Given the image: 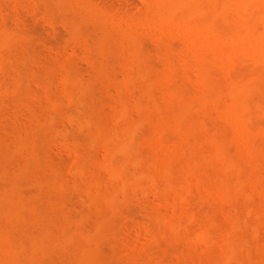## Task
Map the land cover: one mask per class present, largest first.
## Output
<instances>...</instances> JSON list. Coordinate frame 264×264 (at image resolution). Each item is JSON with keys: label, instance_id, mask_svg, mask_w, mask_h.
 Wrapping results in <instances>:
<instances>
[{"label": "rangeland", "instance_id": "obj_1", "mask_svg": "<svg viewBox=\"0 0 264 264\" xmlns=\"http://www.w3.org/2000/svg\"><path fill=\"white\" fill-rule=\"evenodd\" d=\"M149 1L0 0V264H221L227 249L224 241L228 236H223L226 233L232 234L230 240L234 238L232 244L230 240L227 244L235 252L229 253V259L235 257L228 259V264H264V63H257L258 59L255 62L252 56H246L251 62L239 56L242 60L225 59L231 63H220L218 67L219 61L212 58L213 62L206 61L202 66L205 75L200 76L204 69L186 75L182 70L192 61L180 70L181 66L176 65L179 59L173 62L172 51H188L187 59H196L195 66L201 67L197 63L208 59L204 57L210 54L205 46L213 40L215 28L222 31L220 34L229 32L222 36L217 32L218 40L225 43L223 38L239 30L241 24L234 21L235 11L230 2L231 9L222 4L221 11L220 1L226 0H213L208 3L211 6L207 2L203 6L202 2L207 14L204 11L201 17L194 18L187 15L185 22L186 14L182 13L180 32V26L167 28L152 18ZM257 1L254 4L262 6L263 13L262 7H251L264 17V0ZM214 3L218 4L216 8ZM256 12L246 15L255 25L246 21L245 26L249 29L251 24L255 35L260 36L264 18L259 16L262 20L253 22ZM202 16L209 18L204 20ZM200 18L206 25L200 23ZM190 19H195L190 25L195 21L198 24L186 25L187 28L185 24ZM204 26L210 31L203 30ZM173 28L178 31L175 33ZM201 28L198 34L204 36L195 34ZM109 30H119L122 40H116L118 33ZM8 31H13V38ZM108 31L116 37L106 36ZM191 31L197 35L196 40ZM208 32L213 35L206 37ZM123 34L131 41L123 40ZM7 38L10 42L13 39L9 46ZM204 38L208 43L201 56L204 47L200 42ZM187 40L194 45L200 41L195 45L200 48L196 56L188 50L194 45ZM218 40L214 36L215 44L221 43ZM169 53L170 62L166 58ZM166 69L171 74L167 75ZM194 74L197 79L204 77L209 84L206 87H211L210 91L204 88L205 95L197 93L199 102L195 92L202 82L196 81ZM226 74L232 82L233 78L251 76L246 85L250 88L252 81L257 85L238 105L243 124L237 113L235 120L225 110L230 104L226 94L229 89L225 91L230 84L224 82ZM171 75L179 81L175 83L178 88L182 83L186 88L177 92L178 102L173 98L179 89L174 93L163 82L171 81ZM167 81L168 87L174 85ZM160 85L164 86L162 90ZM169 90L172 94L166 102ZM184 90H195L192 95L187 93L197 99H189L186 107L179 102L185 98ZM175 103L181 105L180 109L184 107L182 113L178 112L181 117L176 114ZM243 103L247 108L241 114ZM174 113L180 125H186H179L181 130L193 128L191 134L185 133L187 137L174 123ZM198 125L209 131L207 138L198 134ZM124 130L127 134L122 133ZM108 132L129 137L127 142L122 137L123 146L114 147L116 153ZM193 133L201 137L194 139ZM190 136L192 141L187 139ZM168 146L175 154L181 151L177 154L180 158L174 156L181 163L175 158L178 163L173 160L171 169L168 166L172 160H166L169 165L164 161L170 152L164 155L156 150H170ZM184 151H189L188 158ZM112 153L115 157L109 158ZM209 153L213 155L211 162ZM158 155L164 158L159 160L167 166L165 170H159L162 163L159 167ZM183 155L184 159H196L193 164L187 160L191 167L182 160ZM107 158L113 168L106 163ZM229 163L238 167L236 173L228 169ZM187 167L191 168L188 172L184 170ZM219 181L226 183L220 185ZM218 185L223 187L220 191L224 195ZM234 185L239 189H229ZM174 209L179 212L174 213Z\"/></svg>", "mask_w": 264, "mask_h": 264}, {"label": "bare ground", "instance_id": "obj_2", "mask_svg": "<svg viewBox=\"0 0 264 264\" xmlns=\"http://www.w3.org/2000/svg\"><path fill=\"white\" fill-rule=\"evenodd\" d=\"M150 1L152 2V0H150ZM150 1H149V2H150ZM212 1H213V0H155L154 3L152 2V5H153V6L151 5V2L148 3V8H149V9L151 8L150 11H153V17H152V18H154L155 20L159 21L160 23L165 24L167 28H172V27H176V26H180V25H181V24L178 25V23L182 20V18L180 19V17H181L180 15H181L182 13H183V15L186 14L185 16H183V20H184L185 22H186L185 17H186L187 15L192 16L191 18H194L195 15H196V16L199 15V16L201 17L200 14L203 13V12L205 11V10L202 9V8H204V7H202L203 3H204V2H207V3H206V5H207L208 3H211ZM223 1H224V0H223ZM249 1H250V0H229V1L226 0V1H224V2L220 1V2H221V11H222V4L224 5L223 7L226 6V7L228 8V7H229L228 3L230 2V6H231V8L235 11V13H233V14H234V18L236 17V19H235L234 21H235L236 23H238V24H241V25H239V27L237 28L236 26H238V24L235 23L236 26H235V25H234V26H235L237 29H239V30H236V31L233 30L234 33L232 32V34H231L230 36H228L227 39H226V38H223L224 40H226V43H225L224 40H223L224 42H222V41H221L222 39H220V41H219L218 38H219L220 36H222V34L225 35V33L228 34L229 32H224V31H223V33L220 34L222 31L220 30V32H219V29L217 30V28H215V27H213V28H215L216 31L219 32L220 36L217 35V34H218L217 32H216V33H213V34H214V36L217 38V40H218L219 42H221V43H216V44H215V42H213V41H214V36H212V35H213L212 32H210V33L208 32V33H209V36H208V33H207V35H206V37H211V36L213 37V40H210L211 43H209V44H212L211 46H210L209 44H207L208 42H207V40H206L205 38L202 39V41L204 42V40H206V41H205L206 43H203L202 41H201V42H200V41H196L197 43L200 42V44H203V45H202L203 47L207 44L205 47L207 48L208 52L211 54V55H210V54L207 52V55L209 54V56H212V57H211V60H210V57H209V56H204L205 58H208V59L203 60L202 62H199V61H201V60L199 59V61H198L199 63H197V65H198V64H201V67H199V65H198L197 67L195 66V65H196V62H195V61H197L196 59H195V61H194L193 59H189V58H188L189 60L187 59V57H188L187 52H188V51H186V52H183V51H174V52H173L172 50L169 51L170 53H171V51H172L171 54H174V53H175L174 55H177V56H174V55H173L172 57L174 58V59H173V62H174L175 64L178 63V59H179V63L181 62L180 64H179V63L176 64V65H180V66H181V67H180V68H181L180 70H182V66H185L188 62L192 61V62H190V63H192V64L188 63V64H190L191 66H189V65L187 64V65L185 66L186 68H185L184 70H182V72H184V73L187 75V73H188L189 71L195 70V71L192 72V73L189 72V74L193 75V73H195L196 71L198 72V70L200 71V69H204V71L200 74V76H201V75H205V68H202V66H203V67L206 66V65H203L204 62H205V64H206V61L209 62V63L213 62V61H212V58H214L216 61H219V62H218V63H219V66H218V67H220V63H221V64H224V65H225V64L227 65V64L231 63V62H227V61H226V60H228V59H236V60H234V61L242 60V59H240L241 56H242V58L246 59L247 61H250V60H249V58L246 57V56H252V57H255V58H254V59H255V62H256V60L258 59L257 63L260 62V61H261V63H264V31H263V30L261 31V33H262V32H263V33H262L260 36H258V35L256 36L255 34H256L257 32L255 31L254 28H252V25H255V24L251 23L252 20H251V22L248 21V20H250L251 18H250L249 16H248V17L246 16V15H248V13L251 14V12H252V13H253V12H256V11H257L260 7H262V6H260L259 4H257V6H256V4H254L255 0H254V2H253L252 0H251L250 2H249ZM256 1H257V0H256ZM262 1H263V0H259V1H257V2L260 3V2H262ZM202 2H203V3H202ZM214 2H215V0H214ZM217 2H219V1H216L215 3H217ZM251 2H253V3H251ZM257 2H256V3H257ZM215 3H214V5H215ZM225 3H226L227 5H226ZM250 3H251V4H250ZM263 3H264V2H262L261 5H263ZM149 4H150L151 7H149ZM253 4H254V5H253ZM208 5H210V4H208ZM211 5H212V4H211ZM211 5H210V6H211ZM214 5H213V6H214ZM217 5H218V4H216L214 8H216ZM258 5H259V6H258ZM203 6H205V3H204ZM210 6H209V8H210ZM248 6H250V8H252V11H251V9H250ZM251 6H253V7L256 6L255 8H257V10L255 11V10L253 9V7H251ZM152 8H154V10H153ZM205 8H206V7H205ZM207 8H208V6H207ZM209 8H208V9H209ZM227 8L223 9V11L226 10ZM229 8H230V7H229ZM231 8H230V9H231ZM248 8H249L250 10H249ZM206 10H207V9H206ZM209 10H210V9H209ZM209 10H208V11H209ZM212 10H213V9H212ZM215 10H216V9H215ZM253 10H254V11H253ZM259 10H260V9H259ZM261 10H262L261 12L263 13V7L261 8ZM150 11L148 10V12H150ZM178 11H180V12H178ZM213 11H214V10H213ZM250 11H251V12H250ZM148 12H147V15H146V16H147V19H149V18H148V16H149ZM176 12H177V15L179 14V17H178V16H177V17L175 16V15H176ZM205 12H206L205 14H207V11H205ZM210 12H211V11H210ZM208 13H209V12H208ZM227 13H229V12L226 10V14H225V15H227ZM256 13L259 14V11H257ZM256 13H255V16H253V18H254L253 22H257L258 18H260V20H262L261 17H263V16H261L260 14L258 15V14H256ZM205 14H204V15H205ZM209 14H210V13H209ZM218 15H219V14H218ZM252 15H253V14H252ZM256 15H257V16H256ZM123 16H124V15H123ZM129 16H130V15H128V17H129ZM139 16H140V15H139ZM245 16H246V17H245ZM259 16H261V17H259ZM202 17H203V16H202ZM206 17H208V16H206ZM206 17H203V19L205 18L204 20H207ZM208 18H209V17H208ZM218 18H219V17H218ZM245 18H246V20H245ZM253 18H252V19H253ZM256 18H257V19H256ZM263 18H264V17H263ZM102 19H103V18H102ZM106 19H107V18H106ZM186 19L188 20V16L186 17ZM197 19H198V18H197ZM108 20H111V19H108ZM150 20L153 21V19H151V18H150ZM193 20H195V19H193ZM193 20L190 19L189 22H187V24H185V26H186V25L189 26V25H190L189 23H190L191 21H193ZM200 20H202V19L200 18ZM200 20H199V21H200ZM215 20H216V19H215ZM244 20H245V21H244ZM246 21H248V22H250V23L252 24V25L250 24L249 29L245 26V24L248 25ZM263 21H264V19H263L261 22H263ZM201 22L203 23V20L200 21V23H201ZM206 22H207V24H209V21H206ZM243 22H245V23H243ZM261 22H260V24H261ZM154 23H155V22H154ZM191 23H192V22H191ZM204 23H205V21H204ZM204 23H203V24H204ZM196 24H198V21H195V25H196ZM257 24H258V23H257ZM262 24H263V26H264V22H263ZM262 24H261V26H262ZM191 25H192V24H191ZM191 25H190V26H191ZM195 25H192V26L194 27ZM200 25H201V24H200ZM205 25H206V23H205ZM218 25H219V24H218ZM242 25H243V27H242ZM125 26H126V25H125ZM209 26H210V25H209ZM220 26H221V25H220ZM240 26L242 27V29H240V28H241ZM115 27H116V26H115ZM163 27H165V26H163ZM186 27H187V26H186ZM198 27H202V26H199V25H198ZM218 27H219V26H218ZM160 28H161V27H160ZM182 28H183V24H182ZM182 28H181V26H180V32H181ZM187 28H188V27H187ZM208 28H209L208 26H207V28H206V26H204L203 30H204V29H205V30H206V29L209 30ZM162 29H163V28H162ZM173 29L176 30V29H179V28L177 27L176 29H175V28H173ZM252 29H253V30H252ZM143 30H144V29H143ZM152 30H153V29H152ZM159 30H160V29H159ZM159 30H158V31H159ZM167 30H168V29H167ZM190 30H191V27H190ZM195 30H196V29H195ZM1 31H2V30H1ZM1 31H0V32H1ZM104 31H105V30H104ZM109 31H110V33H118V34H116L117 37L115 36V37H116V38H115V37H114V34L111 36L110 33H109ZM109 31H108V33L106 32V33L108 34V35L106 34V36H109V37L111 36V37L115 38L116 40H117V38H118V40L120 39V41L122 40V39H121L122 34L120 33L119 30H118V31L115 30L116 32H115L114 30H109ZM112 31H113V32H112ZM163 31H165V29H164ZM177 31H178V30H176L175 33H176ZM196 31H198V30H196ZM200 31H202V28L199 30V32H197V33L195 32V34L200 33ZM209 31H210V30H209ZM212 31H214V29H212ZM254 31H255V32H254ZM9 32H10L11 34L13 33V31H8V35H10ZM166 32H168V31H166ZM180 32H179V33H180ZM203 32H204V31H203ZM191 33H192V31H191ZM0 34H1V33H0ZM104 34H105V32H104ZM8 35H7V32H6V36H7V37H8ZM181 35H182V34H181ZM191 35H194V34L192 33ZM198 35H199V34H198ZM210 35H211V36H210ZM11 36H12V38H13V37H14V34L10 35V37H11ZM124 36H125V35L123 34V40H124V39H125V40H129V39H127V38H124ZM184 36H186V32H185ZM189 36H190V35H189ZM195 36L197 37V35H194V37H195ZM199 36H204V34L202 33V35H199ZM199 36H198L197 40H200V39H199ZM0 37H1V38H0V41H2V40H1V39H2V35H0ZM119 37H120V38H119ZM125 37H126V36H125ZM190 37H191L190 39L192 40V36H190ZM196 37L194 38L195 40H196ZM12 38H11V39H12ZM106 38H108V37H106ZM129 38H130V37H129ZM135 38H137V37H135ZM7 39H8V40H7V41H8V45H7V46H9V44L12 42L13 39L11 40V42L9 41L10 38H7ZM163 39H164V38H163ZM186 39H187V37H186ZM186 39H185V40H186ZM190 39H189V40H190ZM209 39H210V38H209ZM227 40H228V43H227ZM129 41H131V38H130ZM165 41H166V40H165ZM187 41H188V40H187ZM187 41H186V42H187ZM218 41H217V42H218ZM125 42H127V41H125ZM188 42L190 43V41H188ZM188 42H187V43H188ZM194 42H195V41H194ZM192 43H193V42H192ZM197 43H195V45H196ZM213 43H214V44H213ZM3 44H5V43H3ZM190 44H191V43H190ZM217 44H218V45H217ZM5 45H6V44H5ZM188 45H189V44H188ZM191 45H194V44H191ZM191 45H190V47H191ZM195 45H194L193 48H191V49H188V48H187L189 51L192 50V51L195 52V53H193V56H194V55L196 56L197 53H198V51L200 50V48L196 47ZM7 46H6V47H7ZM10 46H11V45H10ZM181 46H182V45H181ZM197 46H198V45H197ZM207 46H210V47H207ZM6 47H4V48H6ZM184 47H185V45H184ZM205 47H204V49L202 50V53L200 54L201 56L204 55V54H203V51H204V53H206V52H205ZM7 48H8V47H7ZM182 49H183V48H182ZM182 49H180V50H182ZM183 50L185 51V49H183ZM142 51H143V50H142ZM177 52H178V53H177ZM180 52H181V54H180ZM182 52H183V53H182ZM3 53H4V52H3ZM170 53H169V56H168V57H167L168 54H166V58H167V59L171 57V54H170ZM184 53H185V54H184ZM188 53H189V52H188ZM139 54H140V53H139ZM179 54H180V55H179ZM183 54H184V56H183ZM178 55H179V56H178ZM181 55H182L183 57H185V58L183 59V57H181ZM185 55H186V56H185ZM201 56H200V58H201ZM239 56H240V57H239ZM133 57H134V56H133ZM138 57H139V56H138ZM176 57H177V59H176ZM234 57H235V58H234ZM238 57H239V59H238ZM139 58H140V57H139ZM139 58H137V61H138ZM181 58H182L183 60L186 61L185 64H184V62L181 61V60H182ZM247 58H248V59H247ZM26 59H27V58H26ZM175 59H176V60H175ZM225 59H226V60H225ZM244 59H243V60H244ZM254 59H253V60H254ZM208 60H209V61H208ZM221 60H223V62H221ZM133 61H134V60H133ZM168 61L170 62L171 59H170V60L168 59ZM175 61H177V62H175ZM193 61H194V62H193ZM224 61H226L227 63H226V62L224 63ZM228 61H229V60H228ZM262 61H263V62H262ZM30 62H31V61H30ZM240 62H241V61H240ZM250 62H251V61H250ZM182 63H183V65H181ZM194 63H195V64H194ZM218 63H217V65H218ZM253 63H254V61H253ZM261 63H260V64H261ZM170 64H171V66H170V68H171L173 64H172V62H171ZM149 65H150V64H149ZM193 65H194V66H193ZM217 65H216V66H217ZM224 65H223V67H224ZM242 65H243V64H242ZM263 65H264V64H263ZM150 66H151V65H150ZM187 66H189V67H187ZM192 66H193L194 68H193ZM140 67L142 68L143 66L140 65ZM190 67H192L191 70H188V71H187V69H188V68L190 69ZM223 67H222V69H223ZM263 67H264V66H263ZM134 68H135V67H134ZM197 68H198V69H197ZM224 68H225V67H224ZM135 69H136V68H135ZM138 69H140V68H138ZM138 69H137V70H138ZM196 69H197V70H196ZM225 69H226V68H225ZM225 69H223V74L225 73V72H224ZM137 70H136V72H137ZM168 70H170V69H166V72H167ZM263 70H264V69H263ZM258 71H259V70H258ZM151 72H152V68H151ZM166 72H165V74H166ZM170 72H171V71H170ZM170 72H167V75H168V73H170ZM186 72H187V73H186ZM144 73H145V71H144ZM263 73H264V72H262V75L264 76ZM170 74H171V73H170ZM170 74H169V75H170ZM189 74H188V75H189ZM196 75H197V74H196ZM260 75H261V74H260ZM262 75H261V76H262ZM173 76H175V75H173ZM194 76H195V74H194ZM198 76H199V75H197V77H198ZM200 76H199V77H200ZM224 76H225V79L228 78L227 74L224 75ZM226 76H227V77H226ZM252 76H253V75H252ZM263 76H262V78H264ZM131 77H132V76H131ZM150 77H151V76H150ZM150 77H149L148 79L151 80ZM165 77L167 78V76H165ZM170 77H171V79H172L171 81L168 79V81L165 80V81H163V82L166 84V85H165V86H166L165 88H168V89H170L172 92H174L173 90L176 89V88H178V84L176 85L175 83H177V82H179V81L176 82V80H175V79H176V76H175V79H173L172 75H171ZM170 77H169V78H170ZM199 77H198V78H199ZM229 77H230V76H229ZM244 77H245L246 79H245ZM244 77H242V78L238 77V79L233 78V79L235 80V81L233 80V82L230 81V78H228L227 80L224 81V82H227V81H228V83H230V84H228V86H230V88H229L228 86L225 87V91H226L227 89H229V91L227 90L228 92L226 91V94L229 93L228 95L231 97V100H230V97H229L228 95H226V96H228V97H227V101L229 100V101H228V104L230 103L231 105H230V104L227 105V108H228V106H229L230 108L227 109V108L225 107V110H226V111L229 110V111H228V114L230 115V118H233L234 116H235V117H234L235 120L238 119V118H240V119H238V120H240L242 124H243V120H244V117H243V114H242V113H243V110H245V108H247V104H245V103L247 102L246 99H244V100H245V103H243L244 105L242 104V106H241V107L243 108L242 111H241L242 116L239 115L240 111H239V108H238L239 106H238V105L242 103L243 98H245V97L247 96L248 92H250L251 89H256V88H257V87H256L257 85L254 86L253 81H252V83H250V85H251L250 88H251V89L249 88V86L246 85V83L249 82V79H252L253 77H251V76H244ZM193 78H196V76L193 77ZM203 78H204V77H203ZM203 78H201V79H197V78H196V79H197L196 81H198L199 83L202 82L201 84H203V85H202L203 92H202L201 87L199 86V85H201V84H199V85H198L199 89H198V90L196 89L197 92H195V90H192L191 92H190V90H187L188 93H191V95H192V92L194 91V92L196 93V94H195V97H197L198 94H199V92H200V94H201V95H200V94H199V95L202 96V94H203L204 92L206 93L207 90L211 89V87L209 88V86L206 87L208 83L206 82V80L204 81ZM205 78H206V77H205ZM239 78H240V80L242 79V81H240ZM248 78H249V79H248ZM66 79H67V78H66ZM164 79H165V78H164ZM144 80H145V79H144ZM159 80H160V79H159ZM199 80H200V81H199ZM236 80L239 81V82H236ZM64 81H65V80H64ZM166 81L169 82V84H170V82H171V85H172V82H173V83H174V85H172L173 88H172L171 86H170L171 88L168 87ZM203 81H204V82H203ZM148 82H149V84H150V81H148ZM254 82H255V80H254ZM261 82H262V81H261ZM164 83H162V81H161V84H164ZM180 83H182V82H180ZM255 83H256V82H255ZM197 84H198V83H197ZM259 84H260V83H259ZM208 85H209V84H208ZM175 86H177V87H175ZM179 86H180V87L178 88L179 90H177V89H176L177 91L175 90L176 93H177V92H180V90L183 91V88L186 89V88L184 87L183 83H182V84H179ZM225 86H226V83H225ZM252 86L255 87V88H252ZM181 87H183V88H181ZM161 88L163 89L164 86L161 87V85H160V88H159V89H161ZM204 88H205V89L207 88V90L204 91ZM208 88H209V89H208ZM148 89H149V87L147 86V90H148ZM162 89H161V90H162ZM168 89L165 90V91L168 92ZM200 89H201V91H199ZM150 90H151V89H150ZM161 90H159V94H160V91H161ZM170 90H169V93H167L168 95L165 96V97H168V98H169L168 101H166V102H169V100H170V96H171L170 94H172V93H170ZM248 90H249V91H248ZM163 91H164V90H163ZM163 91H162V92H163ZM165 91H164V92H165ZM184 91H185V90H184ZM187 91H185V92L187 93ZM209 91H210V90H209ZM164 92H163V93H164ZM185 92H184V93L182 92V93H183L182 96L186 98V97L189 95L190 97L188 96V97H187L188 99L186 98L187 101H184V100H186L185 98H184V99H181V98H180V99H179V100H180L179 102H181L180 104H182V105H184V106H185V105H186V106H189V105H190V103L188 104V100H189V99H190L189 102H193L194 100L197 101L198 97H197V99H194L195 97L192 98L190 94L187 93V95H186ZM194 92H193V93H194ZM174 93H175V92H174ZM197 93H198V94H197ZM205 93H204L203 95H205ZM246 93H247V94H246ZM147 94L149 95V92H147ZM164 94H165V93H164ZM178 94H179V93L175 94L176 98H175V96H174V98L172 97L175 101L178 100V97H179ZM244 94H245V96H244ZM148 95H147V96H148ZM169 95H170V96H169ZM149 96H150V95H149ZM160 96H161V95H160ZM226 96H225V97H226ZM151 97H152V96H151ZM161 97H162V96H161ZM163 97H164V96H163ZM163 97H162V98H163ZM202 98H204V96H203ZM247 98H249V96H247ZM149 99H150V97H149ZM192 99H193V101H192ZM250 99H251V98H250ZM150 100H152V99H150ZM155 100H156V99H155ZM199 100H200V99H198V102H199ZM175 101H172V102H175ZM227 101H226V102H227ZM151 102H152V104H153V100H152ZM156 102H157V101H156ZM164 102H165V101H164ZM166 102H165V104L167 105ZM172 102H170V103H172ZM177 102H178V101H177ZM184 102H185V103H184ZM162 103H163V102H162ZM170 103H169L168 105H171ZM183 103H184V104H183ZM196 103H197V102H196ZM157 104H158V102H157ZM175 104H176V106L178 107L177 110H176L177 113H176V112H175V113H176L177 115H179V113H178L179 110H182L184 107L182 106L183 108L181 107L182 109H180V106H181V105L179 104V106H178V103H175ZM187 104H188V105H187ZM226 104H227V103H226ZM249 105H250V104H249ZM186 106H185V107H186ZM215 106H216V105H215ZM220 106H221V105H220ZM222 106H223V105H222ZM225 106H226V105H225ZM223 107H224V106H223ZM139 108H140V107H139ZM237 108H238V110H237ZM261 108H262V107H261ZM225 110H223V114H224ZM236 111H238V112H236ZM182 112H183V110L181 111V113H182ZM246 112H247V111H246ZM175 113L173 114V115H174V116H173V117H174L173 119L176 120L174 123H176V125H177V127H178V126L180 125V122H179V119H178V118H175V115H176ZM181 113H180V115L182 116ZM235 113H237V115L240 116V117L236 118V114H235ZM247 113H248V112H247ZM180 115H179V116H180ZM229 115H228V116H229ZM244 115H245V114H244ZM181 116H180V117H181ZM165 118H166V120H167V119H169V120L171 119V120H172V118H170V117H165ZM165 118H164V122L166 121ZM177 119H178V120H177ZM180 119H181V118H180ZM242 119H243V120H242ZM177 121H178V122H177ZM183 123H184V122H183ZM162 124H163V122H162ZM235 124H236V123H235ZM237 124H238V123H237ZM174 125H175V124H174ZM182 125H183V124H181L180 126H182ZM200 125H202V124H200ZM200 125H198V128H199V129H200V127L202 128V126H203V125H202V126H200ZM165 126H166V125H165ZM184 126H186V125L184 124L183 127H184ZM199 126H200V127H199ZM183 127H182V128H183ZM237 127H239V125H238ZM178 128L180 129V127H178ZM192 129H193V128L189 129V131H187V130L185 131V130H184L185 132H184L183 130H181V129H180V130L183 132V134H184V136H185V135H186V134H185L186 132H187V135H188V133L191 134ZM194 129H196V128H194ZM199 129H196V130H199ZM205 129H207V128H205ZM237 129H238V128H237ZM126 130L128 131V129H126ZM126 130L122 131V133L125 132V133L127 134ZM196 130H195V131H196ZM202 130H203V129H200L199 131H197L198 134H199V135H203L202 138H204L205 136H206L205 138H207V135L209 134V131H208V130H203V131H202ZM112 131H113V129H112ZM116 131H117V130H116ZM201 131H202V133H201ZM205 131H206V132H205ZM207 131H208V132H207ZM129 132H131V129L129 130ZM129 132H128V135H129ZM108 133H110V132H108ZM113 133H114V132H112V134L110 133V134H111L110 136H112V138H113L112 140H114V141H111V140H110V141H111L112 143L114 142V145H115V146H113L112 149L114 150L115 148H116V149H120V148H122L123 143H124V139H123L122 137H123V136H124V138L126 137V138H125V139H126V142H127V140H128L129 137L127 138V135H126V134L122 135L121 132H120V135L118 134V132L115 133V134L118 135V136H116L115 134H114V135H115V136H114ZM194 133H195V132H194ZM194 133L192 134V136H194V139H197V138H200V137H201V136L199 137L198 134H196L197 136L195 137V134H194ZM207 133H208V134H207ZM206 134H207V135H206ZM107 135H109V134H107ZM107 135H105V137H106ZM125 135H126V136H125ZM187 135H186V137H187ZM192 136H190V137L187 138V139H191V138H193ZM210 136H211V135H210ZM208 138H209V136H208ZM107 139H108V138H107ZM194 139H193V141H194ZM214 139H215V138H214ZM217 139H218V138H217ZM108 140H109V139H108ZM131 140H132V138H131ZM131 140L128 141V143L130 142V143H129V146H131L130 144H132V141H131ZM190 141H192V139H191ZM160 142H161V141H160ZM162 143H163V142H162ZM161 145H162V144H161ZM192 145H193V144H192ZM111 146H112V145H111ZM158 146H159V144H157V147H158ZM163 146H165V144H163ZM169 146H170V145H169ZM169 146H168V147H169ZM114 147H115V148H114ZM127 147H128V146H127ZM127 147H126V148H127ZM182 147H183V146H182ZM128 148H129V147H128ZM128 148H127V149H128ZM169 148H170V147H169ZM174 148H175V147H174ZM183 148H184V147H183ZM185 148H186V147H185ZM116 149L114 150V153L117 152ZM127 149L124 148L125 153H123V154L126 155V153H128V152H127ZM129 149H130V148H129ZM129 149H128V151H130ZM132 149H133V148L131 147V150H132ZM166 149H168V148H166ZM166 149L164 150V147H163V151H162V148H161V147H160V149H157V148H156V150L159 152V154H160V152H163V153L165 152V153H167V151L170 152V153H167V155H168V154L171 155V153H172L171 157H169V155H168V157H169L170 159H169V158L167 157V155L164 153V155H166V158H167V159L165 158L164 161H165V162H168V163H167L168 165H169L170 162H169V161H166V160H172L171 163H170V166H168V167L171 169V168H172L171 166H173V163L175 162V158L180 154L179 152H181V151H178V152H177L178 155H177V154H175V152H171L172 147L170 148V150H169V149L166 150ZM175 149H176V151H177L178 148L176 147ZM160 150H161V151H160ZM217 150H218V149H217ZM108 151H109V150H108ZM221 151H222V150H221ZM188 152H189V151H188ZM188 152L184 151V153H186V154H185L186 158L189 157V156H187V153H188ZM214 152H217V151L215 150ZM214 152H213L212 154H213L214 156H216V153H214ZM219 152H220V151H219ZM252 152H253V151H252ZM114 153L111 154V157H110L109 155H108V157H109V158H112V156L115 157V155H113ZM118 153H119V152H118ZM156 153H157V152H156ZM163 153H162L161 155H163ZM173 153H174L175 155H174ZM217 153H218V152H217ZM225 153H226V152H225ZM154 154H155V153H154ZM157 154H158V153H157ZM188 154H190V153H188ZM209 154H210V155H209V161H210V160L213 158V155L211 156V153H209ZM220 154H221V153H220ZM155 155H156V154H155ZM176 155H177V156H176ZM158 156H159L158 158L155 157V158L157 159V160H156V159H155V160L157 161V164L159 165V167H160V165H161V164H160V162H161V163H162L161 166H162V167L164 166V167H163L164 169H163L162 167H161V168L158 167V168H159V170H161V169H162V170H165V168H166L167 166L165 167V164H163V162H162V160H163L164 158H162V156H160V155H158ZM172 156H173V157H172ZM174 156H176V157L174 158ZM223 156H224V155H223ZM178 157L180 158V156H178ZM247 157H248V156H247ZM109 158H107L108 161H106V163L108 162V164L112 166V164H111L112 161H111V159H109ZM159 158H161L162 160L160 161ZM172 158H174V159H172ZM184 158H185V157H184V155H183L182 160H183ZM207 158H208V157H207ZM221 158H222V157H221ZM113 159H114V158H113ZM176 159H177V161L179 162L178 158H176ZM191 159H192V158L190 157V159H184V160H185L186 162H187V160H189V161L193 164V162L196 161V159H192L193 161H192ZM199 159H200V158H199ZM173 160H174V162H173ZM184 160H183V161H184ZM203 160H204V159H203ZM206 160H207V159H206ZM215 160H216V158H215ZM217 160H220V159H217ZM110 161H111V162H110ZM156 161H155V162H156ZM158 161H159V163H158ZM180 161H181V159H180ZM183 161H182V163H183ZM189 161H188L187 163L190 164V167H191L192 164H191ZM199 161H200V160H199ZM227 161H228V160H227ZM109 162H110V163H109ZM165 162H164V163H165ZM178 162H175V163H178ZM197 162H198V160H197ZM210 162H211V161H210ZM230 162H231V161H230ZM237 162H238V161H237ZM179 163H181V162H179ZM199 163H200V162H199ZM201 163H202V162H201ZM238 163H239V162H238ZM108 164H107V166H109ZM157 164H156V165H157ZM188 164H187V165H188ZM214 164H215V163H214ZM224 164H226V163H224ZM231 164H232V163H229V166H230V167L228 166V169H229L230 171L232 170L231 172H235V173H236L238 167L235 166V165L232 166L233 164H232V165H231ZM184 165H185V164H184ZM188 166H189V165H188ZM193 166H194V165H193ZM203 166H204V165H203ZM231 166H232V167H231ZM244 166H245V165H244ZM184 167H186V166H184ZM190 167H189V168H190ZM194 167H195V166H194ZM223 167H224V166H223ZM235 167H237V168H235ZM112 168H113V166H112ZM169 168H168V169H169ZM225 168H226V167H225ZM230 168H231V169H230ZM182 169H183V168H182ZM187 169H188V167H187V168H184L185 171H186ZM190 169H191V168H190ZM190 169H188V170H190ZM192 169H193V171H194L195 168H192ZM211 169H212V168H211ZM179 170H180V169H179ZM188 170H187L186 172H188ZM175 172H176V171H175ZM212 172H213V171H212ZM217 172H218V171H217ZM166 174H167V173H166ZM208 175H209V174H208ZM244 175H245V174H244ZM189 176H190V175H189ZM211 176H212V175H211ZM262 176H263V175H262ZM234 177H235V176H234ZM239 177H240V176H239ZM220 178H221V177H220ZM216 179H217V178H216ZM261 179L264 180V177L261 178ZM163 180H164V179H163ZM171 180H172V179H171ZM207 180H208V179H207ZM234 180H235V179H234ZM181 181H182V180H181ZM184 181H185V180H184ZM238 181H239V180L237 179V182H238ZM157 182H158V181H157ZM214 182H215V181H214ZM231 182H232V181H231ZM225 183H226V182H225ZM225 183H221V181H219L218 184L222 185V184H225ZM235 183H236V182H234V184H235ZM239 183H240V182H239ZM178 184H179V183H178ZM207 184H208V183H207ZM227 184H229V183H227ZM236 184H237V183H236ZM247 184H248V183H247ZM247 184H246V185H247ZM207 186H208V185H207ZM224 186H225V185H224ZM231 186H233V185H231ZM234 186H235L234 188L229 187V189L232 190V189H235V188L237 189V188L239 187V185H234ZM236 186H238V187H236ZM241 186H242V185H241ZM241 186H240V187H241ZM166 187H167V186H166ZM220 187H221V186L218 185L219 191H220L221 188L223 189V187H221V188H220ZM173 188H174V187H173ZM180 189H181V188H180ZM229 189H228L227 193L230 191ZM236 189H235V191H236ZM238 189H239V188H238ZM240 189H241V188H240ZM159 190H160V189H159ZM195 190H196V189H195ZM247 190H248V189H247ZM240 191H241V190H240ZM158 192H159V191H158ZM220 192H221V194H223L222 191H220ZM243 192H244V191H243ZM243 192H242V193H243ZM203 193H204V192H203ZM223 195H224V194H223ZM204 196H205V195H204ZM229 196H230V195H229ZM243 197H244V196H243ZM176 200H177V199H176ZM221 200H222V199H221ZM162 201H163V200H162ZM169 201H170V200H169ZM176 204H177V203H176ZM168 209H169V208H168ZM182 209H183V208H182ZM174 210H175V209H174ZM181 211H182V210H181ZM163 212H164V211H163ZM178 212H179L178 210H177V211H176V210L174 211V213H176V214H177ZM166 216H167V215H166ZM223 216H224V218H225L226 215H223ZM176 217H177V216H176ZM218 217H219V216H218ZM220 217L223 219L222 215H221ZM221 218H217V220L220 219V221H223ZM227 218L229 219V216H227ZM166 219H167V218H166ZM228 219H227V220H228ZM233 219H234V218H233ZM168 220H169V218H168ZM168 220H167V222H168V224H169V223H170V220H169V221H168ZM171 220H172V219H171ZM215 220H216V219H215ZM217 220H216V221H217ZM231 220H232V219H230V220H228V221L231 222ZM224 221H225V223L227 222V221H226V218H225ZM234 221H237V218H236V220H234ZM239 221H240V217H239ZM222 223H224V222H222ZM232 223H233V222H232ZM160 224H161V223H160ZM233 224H234V223H233ZM240 225H241V224H240ZM226 226H227V225H226ZM201 227H202V226H201ZM217 229H219V228H217ZM224 229H225V228H224ZM200 231H201V229H200ZM202 231H203V230H202ZM223 231H224V230H223ZM211 233H212V232H211ZM199 234H200V232L198 233V235H199ZM228 234H229V233H228ZM228 234H227V233H226L225 235L223 234V236H226V235H227L228 238H225V239H226V240L224 239L225 241L223 240L224 243L226 244L227 249H226V247H225L226 250H225V252H224V256H223V259H224V257H225V259H224V260L222 259L223 262H222V260H221V264H226V263L228 264V263H229V260L232 261V259L235 257V256H233L232 259H229V257L231 258V256L229 255V253H230L231 255L233 254V253H232L233 250H232V251H230V250L232 249L231 244H232V242L234 241V240H233L234 238H231V237H233L232 234H231V235H230V234L228 235ZM150 235H151V234H150ZM214 235H215V234H214ZM204 236H205V234H204ZM204 236H202V237H204ZM227 236H226V237H227ZM229 236H231V237H230L231 240L229 239ZM151 237H152V236H151ZM199 237H201V236L199 235ZM242 237H243V236H242ZM196 238H197V237H196ZM204 238H205V237H204ZM217 238H218V237H217ZM223 238H224V237H223ZM216 240H217V239H216ZM228 240L231 241V244H230V243L227 244ZM202 241H204V240H202ZM219 241H220V240H219ZM230 241H229V242H230ZM241 243H242V242H241ZM243 245H244V244H243ZM224 246H225V245H224ZM245 247H246V245H245ZM246 248H248V247H246ZM227 250H229V251H227ZM227 253H228V254H227ZM226 254L229 255V256H227ZM234 254H235V252H234ZM234 254H233V255H234ZM242 256H243V255H242ZM227 257H228V258H227ZM228 259H229V260H228ZM225 260H226V263H225ZM227 260H228V261H227ZM231 261H230V263H232ZM219 264H220V262H219Z\"/></svg>", "mask_w": 264, "mask_h": 264}]
</instances>
